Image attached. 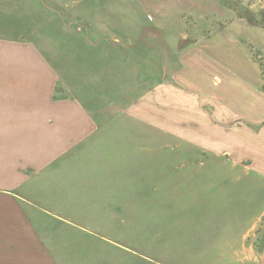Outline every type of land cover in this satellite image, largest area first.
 <instances>
[{"label":"crops","instance_id":"1","mask_svg":"<svg viewBox=\"0 0 264 264\" xmlns=\"http://www.w3.org/2000/svg\"><path fill=\"white\" fill-rule=\"evenodd\" d=\"M174 1L176 15H189V39L146 88L143 38L137 56L121 55L134 82L120 92L113 80L103 92L92 85L89 100L56 89L58 74L33 42L0 39V264H60L55 256L74 255L93 229L126 225L146 150L154 176L169 161L170 198L224 193L231 172L221 176L214 162L247 176L246 185L232 178L241 203L156 204L170 221L182 216L167 241L185 264H264V0ZM102 56L94 62L110 63ZM164 59L159 51L158 67ZM146 128L195 153L157 152L162 140L150 146Z\"/></svg>","mask_w":264,"mask_h":264},{"label":"rangeland","instance_id":"2","mask_svg":"<svg viewBox=\"0 0 264 264\" xmlns=\"http://www.w3.org/2000/svg\"><path fill=\"white\" fill-rule=\"evenodd\" d=\"M173 7H177L174 0H0V39L33 42L58 74L56 89H61V94H79L87 100L89 95L91 96L92 85L102 86L103 92L105 80L118 82L119 92L128 82H134L133 77L137 70H132L134 65L121 63V55H129L130 58L137 56L140 47H132L137 39L143 38L146 44L143 64L145 81L142 87L150 85L157 78L158 71L162 73L163 70H168L167 62L173 61L172 53L179 54L189 39L183 28L188 23L189 15L178 16ZM217 18L216 23L221 21L220 17ZM159 51L165 55L166 63L162 62L158 67L155 61ZM100 55H103L101 59H107L110 63H95L94 61L100 59ZM259 63L264 88V62L260 60ZM113 75H116L114 79ZM133 91L136 92L137 89ZM101 97H104L103 93ZM145 136L148 142L153 139L162 140V147L159 148L153 145L157 144L154 143L155 140L148 143L153 145L157 152L161 150L163 154H168L169 151L195 153L190 147L179 143L171 144L174 147L171 150V145L167 144L168 140L153 130L146 128ZM152 154L153 152L146 150L144 176L139 177V190L128 193V203L139 205H135L137 209L130 208L127 224L111 223L109 226L114 232L109 233L104 229H93L87 238L84 235L79 250L76 249L74 255L55 256L60 264H185V257L180 259L177 247L169 248L170 238L167 241L170 232L175 234L174 226L182 216L178 214L170 221L167 215L168 206L163 211L156 204L189 203V200L191 203L203 200L206 203L243 201V191L239 186L240 194L238 193L233 179L246 185L247 176L227 164L225 167H217L215 162L212 166L218 168L220 174L231 172L230 175H225L224 182H229L224 193L217 195L211 187H205L202 194L192 191V197L182 193L183 195L178 194V198H170L167 190L169 161L167 158L162 159V164H165L159 170L160 174L154 176L150 159ZM213 178L216 180L217 176ZM134 187L130 182V189ZM95 210L94 207L91 210L89 205L86 208V211L91 213H95ZM97 213H100V219L103 218L102 208ZM118 227L122 234L117 233ZM61 249L68 252L70 246L65 242Z\"/></svg>","mask_w":264,"mask_h":264}]
</instances>
